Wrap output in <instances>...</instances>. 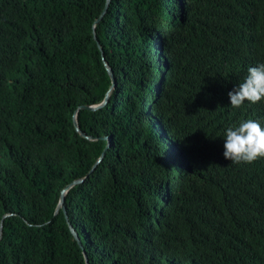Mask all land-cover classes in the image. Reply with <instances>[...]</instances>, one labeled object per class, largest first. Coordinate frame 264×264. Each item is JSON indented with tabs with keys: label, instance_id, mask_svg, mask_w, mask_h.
Wrapping results in <instances>:
<instances>
[{
	"label": "trees",
	"instance_id": "1",
	"mask_svg": "<svg viewBox=\"0 0 264 264\" xmlns=\"http://www.w3.org/2000/svg\"><path fill=\"white\" fill-rule=\"evenodd\" d=\"M107 2L0 0V264H264V0Z\"/></svg>",
	"mask_w": 264,
	"mask_h": 264
},
{
	"label": "clouds",
	"instance_id": "2",
	"mask_svg": "<svg viewBox=\"0 0 264 264\" xmlns=\"http://www.w3.org/2000/svg\"><path fill=\"white\" fill-rule=\"evenodd\" d=\"M232 108L264 103V63L250 66L243 81L228 92ZM223 156L231 164H252L264 159V126L247 119L224 131Z\"/></svg>",
	"mask_w": 264,
	"mask_h": 264
},
{
	"label": "water",
	"instance_id": "3",
	"mask_svg": "<svg viewBox=\"0 0 264 264\" xmlns=\"http://www.w3.org/2000/svg\"><path fill=\"white\" fill-rule=\"evenodd\" d=\"M108 6H109V0L107 2V5H106V7L104 9V12L102 13V16L101 17H103V15L106 13V11L108 9ZM95 38L97 39V37H95ZM108 70H109V74H110V76H111V78L113 80V86H114L115 85V77H114L113 71L110 69V67H108ZM109 96H110V92L107 94L104 102L101 105H98V106H85V108L90 109V110H95V109H98L100 107H103L104 105L107 104V102L109 100ZM74 121H75V125H76L77 129L79 130V127H78V124H77V114H75V116H74ZM80 134L83 137L88 138V136L86 135V133L80 132ZM77 183H79V181L73 182L72 184H70L69 186H67L65 188V190L61 194V200H60L58 209L59 208H62L64 210V213H65V216H66L67 220H68V212H67V209H66V206H65V197H66L67 192L70 190V188H72ZM70 227H71V231L73 232V234H74L75 238L77 239L79 245L83 248V244H82V241H81L79 235L76 233L75 229L71 225H70Z\"/></svg>",
	"mask_w": 264,
	"mask_h": 264
}]
</instances>
